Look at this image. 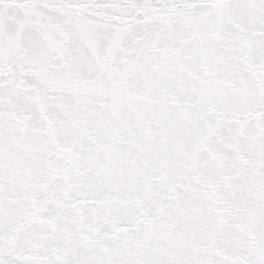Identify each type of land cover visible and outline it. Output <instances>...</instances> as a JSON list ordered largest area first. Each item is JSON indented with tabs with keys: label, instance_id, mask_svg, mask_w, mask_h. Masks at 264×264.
I'll return each instance as SVG.
<instances>
[{
	"label": "snow or ice",
	"instance_id": "1",
	"mask_svg": "<svg viewBox=\"0 0 264 264\" xmlns=\"http://www.w3.org/2000/svg\"><path fill=\"white\" fill-rule=\"evenodd\" d=\"M0 264H264V0H0Z\"/></svg>",
	"mask_w": 264,
	"mask_h": 264
}]
</instances>
